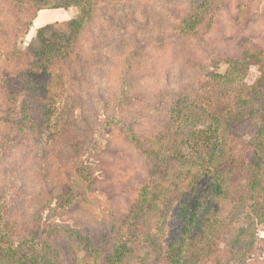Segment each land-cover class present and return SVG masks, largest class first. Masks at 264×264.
<instances>
[{
    "label": "trees",
    "instance_id": "obj_1",
    "mask_svg": "<svg viewBox=\"0 0 264 264\" xmlns=\"http://www.w3.org/2000/svg\"><path fill=\"white\" fill-rule=\"evenodd\" d=\"M154 1L162 8L160 0ZM261 1L190 0L162 35L193 38L194 52H203V58H196L190 51L189 90L181 95L175 91L173 98L177 97L165 112L148 110L144 118H165L146 136L134 137L138 150L147 157V173L159 175L162 182L151 177L134 186L137 191H131L122 216L112 210L102 220L86 215L81 223L74 219L68 223V214L85 215L83 203L96 191L85 151L77 163H69L73 176L87 183L86 191L78 194L64 185L56 188L57 193L44 188L30 228L22 236L13 235L7 223L0 225V264H63L76 249L88 250L92 260L101 259L100 264H124L143 244H150L156 253L155 264H264V259L251 252L257 237L250 232L254 223L264 226V33L250 31L264 20ZM163 2L173 5V0ZM115 4L133 12L132 17L144 13L142 0H33L36 12L70 6L79 9L76 18L63 25H46L37 31L40 49L29 63L26 78L17 85L19 97L11 96L12 104L26 112L13 128L37 143L36 160L51 151L60 152L68 161L84 142L74 124L50 127V107L60 95L72 100L63 90L69 88L68 80L78 82L87 54L73 47L87 41L95 29L108 38L104 23L117 26L112 17L117 13ZM117 45L125 48L121 42ZM96 46L97 42H88L89 51ZM158 60H150L145 69L162 66ZM111 67L107 64V70ZM251 67L258 76L250 85L246 78ZM105 76L109 83L108 71ZM155 82L151 87L159 89V80ZM33 102L38 107H32ZM43 131L55 140L51 149L47 150ZM240 139L243 152L234 144ZM241 175L245 182L236 184ZM156 211L158 220L151 215ZM242 212L250 220L246 225H239ZM152 217L154 233L146 234Z\"/></svg>",
    "mask_w": 264,
    "mask_h": 264
},
{
    "label": "rangeland",
    "instance_id": "obj_2",
    "mask_svg": "<svg viewBox=\"0 0 264 264\" xmlns=\"http://www.w3.org/2000/svg\"><path fill=\"white\" fill-rule=\"evenodd\" d=\"M163 1L160 0L161 8L157 1L142 0L144 9L142 7L141 10L144 13L133 17V12L123 11L115 4L117 13H113L112 17L117 26L114 28L100 19L108 27L105 29L109 32L108 38L106 33L95 29L91 36L88 35L87 41H79L72 48L73 51L81 48L87 53L77 74L78 82L68 80L69 88L63 90L72 100L60 95L50 107L44 97L50 111L53 108L50 127L57 125L62 128L74 124L80 129L76 133L78 137H85L80 147L76 146L77 150L71 152H76V156L70 154L67 161L60 152L53 154L51 151L44 159L39 155L36 160L33 153L39 150L37 143L26 132L15 130L16 126L13 128V123L21 122L26 112L12 104L11 96L19 97L17 85L26 78L29 63L40 49L37 31L46 25H63L76 18L79 9L70 6L44 8L36 12L33 0H0V225L7 223L6 227L13 235L19 237L29 230L39 205L38 197L45 192L44 188L55 191L64 185L78 194L86 191L87 183L73 176L69 163H77L85 151L89 152L87 163L96 191L83 203L85 215L82 212L68 214L65 216L68 223H72V219L81 223L86 215L94 221L102 220L108 218L112 210L116 214L122 213V216L131 191H137L134 186L142 181H151V177L162 182L159 175L147 173V157L138 150L134 137L146 136L160 118H165L162 115L144 118L148 110L156 108L165 112L177 97L173 98L175 91L181 95L189 90L190 51L196 58H203V52H194L195 39L181 35L162 37L168 32L174 16L184 10L190 0H173V5ZM129 5L134 7V2ZM261 5L263 8L264 0ZM261 15L263 18L264 12ZM263 23L264 20H260L258 26H252L250 31L261 30L264 33ZM19 25L20 28L15 27ZM91 40L98 46L89 51L88 42ZM117 41L125 44L123 50L118 47ZM152 59H160L157 64L162 66L154 69L147 65L146 70L145 64ZM107 64L112 65L110 70H107ZM154 70L158 73H153ZM107 71L109 83L105 76ZM257 76V70L251 67L246 83L253 84ZM155 79L159 80V89L151 87L156 84ZM178 85L182 86L180 90ZM32 107H38V103L33 102ZM42 137L44 142L48 140L47 150L51 149L55 140L50 139L47 131H43ZM234 144L237 151H244L243 139ZM145 147L144 143L141 148ZM244 176H239L236 184H243ZM157 212H151L155 220L159 219ZM239 216V225L250 221L245 212ZM241 221L245 224H240ZM153 223L154 217L145 226L146 234L154 233ZM254 224L250 232L257 238L253 240L251 252L263 260L264 226ZM76 250L77 253L67 254L63 264H100L101 259L92 260L88 250ZM152 252L150 244L140 245L124 264H155L156 253Z\"/></svg>",
    "mask_w": 264,
    "mask_h": 264
}]
</instances>
